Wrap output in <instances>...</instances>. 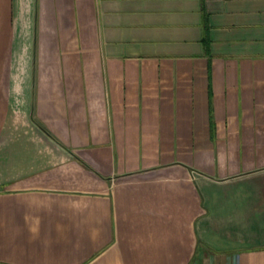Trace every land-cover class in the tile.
I'll list each match as a JSON object with an SVG mask.
<instances>
[{
    "label": "crops",
    "instance_id": "crops-1",
    "mask_svg": "<svg viewBox=\"0 0 264 264\" xmlns=\"http://www.w3.org/2000/svg\"><path fill=\"white\" fill-rule=\"evenodd\" d=\"M0 264H264V0H0Z\"/></svg>",
    "mask_w": 264,
    "mask_h": 264
}]
</instances>
